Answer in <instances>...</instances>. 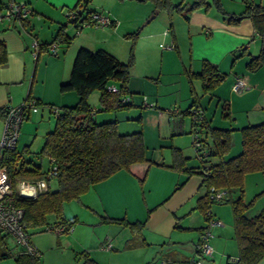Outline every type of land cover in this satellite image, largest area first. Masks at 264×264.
Instances as JSON below:
<instances>
[{"label":"crops","instance_id":"obj_1","mask_svg":"<svg viewBox=\"0 0 264 264\" xmlns=\"http://www.w3.org/2000/svg\"><path fill=\"white\" fill-rule=\"evenodd\" d=\"M15 1L26 4L30 14L25 20L27 27L16 26L9 29V26L0 24V43L4 45L6 53L5 63L0 66V110L13 107L28 96L39 102L38 115L32 117L34 113H31L22 122L16 148L18 150L21 145V150L27 149L23 154L24 161L39 167L44 173L50 169L51 163L49 158L39 154V151L45 135L53 129L54 121H48L42 126L40 123H44L51 108L57 109L76 103L75 93L59 94L58 88L68 80L71 62L77 50H91L90 46L98 41V37L89 31H83L68 45L59 43L55 55L42 48L34 57L32 42L36 40L40 45L52 42L59 28L66 26L63 19H60L63 12L71 6L74 7L78 0ZM239 1L234 8L227 5V2H233L232 0H220L225 12L233 15H238L244 10L242 0ZM252 1L264 6V0ZM3 4L4 0H0V10ZM176 17L183 18L178 14ZM187 17V20L183 18L185 36H177L172 24L169 32L163 30L164 36L162 34L159 38L160 47L162 49L165 46L163 42L168 39L167 49L179 52L180 46L186 41L189 58L188 69L186 67L185 71L199 73L201 61L206 60L225 74L224 82L206 95L200 94L201 89L196 91L192 82L190 89L199 97L197 106L210 127L233 130L230 134L231 149L224 159L233 158L241 150L239 131L243 127L264 122V65L254 71H249L246 67L249 59L259 53L261 42L255 35L249 19H243L238 25H229L214 10L206 13L201 10L193 11ZM34 23L40 24L41 30L45 29L43 39L32 31ZM119 23L115 22L113 27L117 28ZM67 32L65 30L68 35ZM148 37L153 36L149 34ZM170 44L174 45L173 48H169ZM238 78L244 81V88L233 91L232 84ZM37 81L44 88L33 92ZM129 89L132 92L138 90L131 87ZM193 94L189 90L187 99H190V102L187 108L192 103ZM132 102L136 106L125 115L124 122L116 121L117 131L130 133L140 129L146 147V158L152 163H138L131 165L128 170L116 172L91 186L78 201L65 203L60 218L49 215L48 224H56L60 219L68 220L73 224V230L70 234L55 237L53 242H43L40 236H36L34 242L31 238L32 244L40 254V264H83L82 253L87 254L97 264H158L160 260L172 261L175 264H195V261L199 260V233L206 222L196 209V204L205 194V190L197 173L199 164L195 161L196 153L191 148L189 135L194 129L193 120L189 115L169 112L170 109L178 108L179 112L182 109L175 105L165 108L157 97L151 98L148 95L146 105L140 98L135 101L132 99ZM223 103L229 107L228 120L222 119L220 115L219 109ZM2 115L1 111L0 138L3 130ZM108 115L110 114L104 116V120L110 119ZM136 116L140 117V124L135 121ZM116 117L114 115V118ZM53 118L55 119L54 115ZM208 142L211 143L210 140ZM171 148L181 151L187 171L169 167L172 160ZM250 175L261 180V184L255 185L254 195L264 192V172L247 174L245 180ZM50 180L47 189L55 190L56 187L51 189ZM69 205H73V210L65 216L63 210ZM209 212L211 218L218 221L219 225L210 228L212 237L209 246L212 247V257L201 258L200 264H239V250L230 213L228 212L227 217V212L218 208L210 209ZM260 213H264V203L252 206L246 212L249 218ZM105 218L145 224L140 231L132 233L127 227L117 223L104 222ZM36 230L46 231L45 226ZM106 242L110 243L108 249L104 248ZM0 248L10 250L13 259L19 253V248L12 238L4 233H0ZM257 264H264V258Z\"/></svg>","mask_w":264,"mask_h":264},{"label":"trees","instance_id":"obj_2","mask_svg":"<svg viewBox=\"0 0 264 264\" xmlns=\"http://www.w3.org/2000/svg\"><path fill=\"white\" fill-rule=\"evenodd\" d=\"M151 1L156 9H165L169 17L174 13L182 16L185 20L188 19L187 15L190 12L199 10L204 13L214 10L229 25H238L243 19H249L255 35L261 42V48L256 56L249 59L246 67L249 71H254L264 65V6L260 3L242 0L244 10L238 15H233L225 12L220 0H178L179 2L176 4L171 0ZM89 2L90 0H78L77 4L72 7L75 18L71 23L80 29L83 25L92 26L90 24L91 12L96 10L88 7ZM16 26L27 27V24L25 20L19 21L11 24L9 29H14ZM169 28H172L171 24ZM65 30V26L60 27L52 42L44 45L39 44V51L42 48L47 51L48 45L53 42L68 45L72 38L65 33ZM5 54L4 45L0 43V66L5 63ZM201 62L199 73L189 72L187 75L190 79L200 82L201 95H206L224 82L226 76L219 71L216 65L206 60ZM132 65V58L128 63H122L103 49L92 51L79 48L77 50L69 78L59 86L61 93H75L77 101L72 106L57 108L53 129L45 135L39 151V154L49 158L50 169L56 168L54 177L56 189H47L33 199L20 198L16 202V205L23 210V223L28 232L43 226L46 230L51 225L47 223L49 215L60 218L65 203L78 201L80 196L87 192L91 186L109 178L116 172L128 170L134 164L152 163L146 158V147L140 129L131 133H119L116 121L98 123L94 120V110L88 103L90 94L97 91L99 93V112L117 113L135 107L136 105L132 102V96L135 93L130 91L128 86ZM189 82L192 81L189 80ZM109 87H115L117 91L111 92L108 90ZM190 93L193 94L191 89ZM198 98L193 94L190 106L181 112L176 109L177 113H174L191 117L194 126L191 135L196 136L203 144L202 150L207 151V156L201 155L198 158L196 155L199 164L197 173L202 179L201 185L205 188V194L197 200L196 209L203 216L204 222L208 223L212 219L209 212L210 205L223 203L228 195L235 190L237 197L231 201V208L233 233L239 250L237 262L239 264H257L264 258V213L252 218L247 217L246 212L252 206L253 201L247 205L244 203L242 182L247 174L264 172V122L243 127L239 131L240 152L233 158L224 159L231 149L230 134L233 130L210 127L203 118V112L197 106ZM30 99L31 97L28 96L24 101ZM141 101L144 104L143 99ZM35 103L39 106V102L35 100ZM192 109L200 111L199 118L195 120L192 118L190 112ZM228 109V104L225 103L219 109L224 120L230 119ZM1 111L4 120L7 108ZM135 121L140 124V117L138 116ZM209 140L211 143L208 142ZM27 151L25 148L21 151L15 148L6 150L2 154L0 164L6 166L13 183L18 180H39L48 171L42 173L39 167L31 166L30 162H25L23 154ZM171 158L170 168L187 171L185 158L179 149L171 148ZM211 188L215 191L225 192L222 202H214L210 199ZM103 221L127 227L132 233L140 231L145 224V222L130 223L125 219L105 218ZM57 223L72 224L63 219ZM198 246L197 255L200 259L201 254ZM82 255L84 257L83 264H97L87 254L82 253ZM7 257H12L10 250L0 248V259ZM14 261L15 264H40L38 258H33L24 252L16 255Z\"/></svg>","mask_w":264,"mask_h":264},{"label":"rangeland","instance_id":"obj_3","mask_svg":"<svg viewBox=\"0 0 264 264\" xmlns=\"http://www.w3.org/2000/svg\"><path fill=\"white\" fill-rule=\"evenodd\" d=\"M5 1L6 0H4V3ZM232 1L233 2L230 3L227 2V5L232 6L234 8L237 7L238 4L237 1L239 0H232ZM171 2L176 4L179 1L171 0ZM72 7L73 6H71L68 9H72ZM88 7L98 12L104 13L107 16L109 15L108 17L111 20L117 23L120 22L119 26L117 28H114L112 26H107V27H96L94 25L84 26L80 30L79 34L76 35L75 28L73 27V25L67 23L66 13L68 12V9H65V11L63 12V16H61L60 19H63L64 21L63 23L66 24L65 28L68 31L67 32L68 36L72 38V42L80 35L81 32L89 31L92 34H96V36L98 37V41L93 42V45L90 46L92 51L96 49L97 50L103 49L109 53H112V55H114L122 63H128L132 58L133 65L130 69V80L128 86L131 87L132 89H138L137 91L134 90L133 92L135 93L132 96V99L134 101L138 98L143 99L144 101L145 98V102H147V97L148 95H150L151 98L154 97L159 98V100L162 101V104L165 105L164 106L165 108L168 105H175L177 107H180L182 110L187 108L190 102V99H187L189 98L188 93L191 88L190 87L191 83L189 82V80L192 81L193 83L192 85L193 87H195L196 91H199L201 89L199 87L200 82L196 79H190L187 75L189 72L185 71L186 69H188V63H187L189 58V52L187 50L188 45L185 41L183 46H180V49L178 50L179 52H176L174 50L167 49V47L169 46V44L167 45L168 39L165 42H163L165 46L162 49L159 43L161 42L160 41L161 39L159 38H161L162 34L164 36V31L165 30L168 32L170 31L169 29L170 24L171 25L173 24L172 26H174L177 36L178 35L181 37L185 36L186 28L184 26L185 22L183 21V18L179 19L178 17H176V14L174 13H172L173 15L169 17L165 9H161V10L156 9L154 7V3L151 0H145V1L90 0ZM151 9L153 11L150 12ZM155 10H158V13L155 14L156 16L146 25H143L144 22L151 16V14H153ZM2 24L9 26V28L11 25L6 22H3ZM40 27H42L40 24L34 23L32 31H34L35 34H38L41 37L40 39H43L42 38L44 34L43 31L45 32V29L42 28L41 30ZM102 29L104 31L101 32ZM149 34H152L153 37L149 38L148 37ZM43 88L44 86L38 84L37 81L33 86V92L35 90L36 91L42 90ZM58 92L59 94H63L59 90ZM98 96L99 93L97 91L90 94L88 98V103H90L89 104L90 107L94 110V115H93L94 120L98 123H101L107 121L104 120V116H106L107 113L98 111ZM30 100H33V98H31ZM23 102L24 101L20 102L17 105H14L13 107L18 106ZM201 105L204 106L202 103ZM175 109L178 110V108ZM175 109H170L169 112ZM44 110L47 112V109L45 107ZM39 111H40V107H38V112ZM129 111L130 110H124L117 113H109L110 115L108 116L110 119L108 121H122L123 123L124 122L123 119L124 117H126L125 115ZM38 112H36L37 114L34 113L32 117L37 116ZM114 115H116L117 117L114 118ZM48 121H50L51 123H53L54 121L51 112L48 113L47 118L44 119V123H40L41 126L43 124H46V122ZM120 129H122V127ZM40 131L42 130L40 129ZM189 136L192 141V136L191 135ZM20 146L19 149L21 151ZM192 150L195 152L194 148ZM193 157L194 156H192V158ZM192 160L193 159H191L190 161ZM195 161H197L196 158ZM251 176L252 175H250V177H248L247 180H245L244 177V181L242 182L243 201L244 203H246V205L249 202L253 201L252 204L253 207H255V205L260 206L262 203H264V192L254 195L255 192L253 190H255V185L257 183L261 184L260 183L261 180L258 179L257 176L256 177H251ZM50 183H51V189H54L56 187L55 179L50 180ZM236 193L237 192L233 190L223 203H212L210 205V209L218 208V210L222 212L225 213L227 212V217L229 212L232 220L233 218H232L231 201L237 197ZM71 206L73 205H69V207H67L65 211L63 210L65 216L68 215V212L70 213L73 210ZM252 206H250V208ZM207 225L208 224L206 222L205 226ZM29 233L31 235L33 242L36 236H40L43 242H53V240L55 241V237L66 235V234L55 235L54 233L47 230L37 231L36 229L29 230ZM8 244L10 245V241L8 242ZM0 264H15V263H14V259L10 257V258L0 259Z\"/></svg>","mask_w":264,"mask_h":264},{"label":"built area","instance_id":"obj_4","mask_svg":"<svg viewBox=\"0 0 264 264\" xmlns=\"http://www.w3.org/2000/svg\"><path fill=\"white\" fill-rule=\"evenodd\" d=\"M30 10L24 3L16 2L14 0H6L1 11H0V22H6L8 24L18 23L19 21L26 20ZM75 18V13L72 9H68L66 13V19L68 24H72L71 21ZM90 24L96 27H107L115 24V21L111 20L104 13L95 11L91 12ZM73 25V24H72ZM85 25H83L84 27ZM75 28V34L78 35L80 32V27ZM57 42H53L48 45L47 51L51 55L56 54L58 47ZM173 44H170L169 48H173ZM33 55L37 56L39 51V43L34 40L32 42ZM244 81L241 79H236L235 83L232 84L233 91H239L244 88ZM109 91L116 92L115 87H109ZM144 105L145 98H144ZM38 111V105H36L35 100L24 101L22 104L9 107L6 111V116L3 120V130L0 138V159L2 154L6 150L15 149L17 146V141L19 137L20 127L24 120H26L31 113ZM177 110H172V113H177ZM54 117L56 116L57 109L52 108L51 110ZM191 116L195 120L200 117V111L192 109ZM192 136V148H194L196 155L207 156V151L202 150L203 144L194 135ZM202 150V151H201ZM200 151V152H199ZM56 176V168L52 167L46 173V175L36 181H25L18 180L13 183L8 175L7 168L4 164H0V233H4L12 238L16 246L19 248V253L24 252L33 258L39 257L38 250L34 247L31 242L30 234L23 223V210L16 205V202L20 198L33 199L38 194L44 192L48 188V181ZM22 194H27V197H23ZM225 192L221 190L215 191L213 188L210 189V199L214 202H222L224 200ZM208 225L199 233L200 243L199 252L201 257L195 262V264H200L201 258L212 257V247L209 246L210 238L212 237L210 228L214 225H219L218 221L211 219L208 221ZM56 235L68 234L73 230V224L70 223H57L50 225L46 228ZM105 249L110 248V243L106 242ZM18 253V254H19ZM158 264H174L172 261L160 260Z\"/></svg>","mask_w":264,"mask_h":264},{"label":"water","instance_id":"obj_5","mask_svg":"<svg viewBox=\"0 0 264 264\" xmlns=\"http://www.w3.org/2000/svg\"><path fill=\"white\" fill-rule=\"evenodd\" d=\"M158 13V10H155L153 12V14H151V16L144 22L143 25H146L148 22H150L154 17H155V14ZM23 197H27V194H22Z\"/></svg>","mask_w":264,"mask_h":264}]
</instances>
